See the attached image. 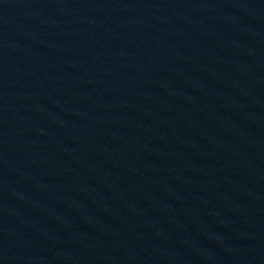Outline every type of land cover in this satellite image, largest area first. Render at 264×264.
<instances>
[{
  "label": "water",
  "instance_id": "1",
  "mask_svg": "<svg viewBox=\"0 0 264 264\" xmlns=\"http://www.w3.org/2000/svg\"><path fill=\"white\" fill-rule=\"evenodd\" d=\"M0 264H264V0H0Z\"/></svg>",
  "mask_w": 264,
  "mask_h": 264
}]
</instances>
